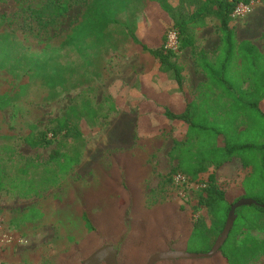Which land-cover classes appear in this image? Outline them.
<instances>
[{"label":"rangeland","instance_id":"1","mask_svg":"<svg viewBox=\"0 0 264 264\" xmlns=\"http://www.w3.org/2000/svg\"><path fill=\"white\" fill-rule=\"evenodd\" d=\"M177 1L190 10L202 0ZM41 2L44 0H0V33L10 32V37L4 34L1 38L7 41L11 39L15 43L11 46L8 59L4 60V52H0V95L7 93L12 101L0 108V176L4 181L0 191V230L10 237V242L0 246V264H47V261L59 264V259L70 250L73 242H79L77 247L82 250L80 254L86 251L81 259L102 245L115 244V240L109 236H103L99 243L89 244L91 240L85 234L77 212L81 205L87 210L95 209L98 201L92 198V193L102 197L106 193L109 197L115 196L113 193L111 195L102 180L111 164L110 153H126L147 169L134 185V188H140L139 203L144 209L182 204L188 213V218L181 219L183 224L191 225V219L198 215H203L205 223L210 224L205 209L191 213L196 185L180 186L170 179L169 174L177 163L178 148L189 138L185 124L167 120L165 109L180 113L189 101H206L210 114L219 116L227 108L228 101L217 89L208 86L194 63L190 48L179 49L177 31L169 27L171 20L157 0L133 1L129 9L118 15V20L132 26L137 36L151 48L159 46L162 29H167L165 47L175 51L176 56L172 60L181 66L180 87L174 84L173 71H159L153 56L138 49L125 35L122 26L113 24L109 29L115 47L104 53L101 60H94L93 65L85 67V58L94 59L92 55L84 56L71 48L60 49L53 54L57 65L69 64L78 72L84 73L87 69L92 77L97 75L89 83L75 89L65 90L58 86L57 90H53L57 93L47 87L42 76L26 69L30 64L32 68L39 64L40 58L41 64L46 61L47 66H51L52 63L47 62L49 49L42 46L48 42L55 44L58 37L79 20L84 4H76L66 14L49 23L48 13H36L41 16L38 23L28 20L29 14L35 13ZM231 24L239 40H250L264 52V0L240 4L232 14ZM194 41L198 49L213 58L219 42L216 21L211 19L206 25L196 28ZM2 47L6 48L3 44L0 49ZM34 57L39 59L35 62L32 60ZM17 60L20 63H16ZM62 82L67 85V80L62 79ZM6 97L0 98V101ZM84 98L97 111V116L96 120L84 116L77 122L83 138L81 145L70 137L61 136L40 146L30 145L26 141L29 133L47 129L54 119ZM260 107L264 111V99ZM118 112L112 123L111 119L107 120ZM126 113L131 116L128 140H113L110 125H118ZM120 135L126 138V135ZM126 142L132 143L131 147ZM75 146L79 147V161L59 169L63 154H68ZM53 149L59 150L60 156L56 160L50 158ZM23 167H26V173L19 171ZM246 172L240 159L233 157L199 174L196 180L202 187L207 183L209 173H213L220 188L237 194ZM112 205L109 201V224H112ZM30 208L42 211V220L24 222L20 215ZM93 215L98 221L105 219L102 210ZM235 224L234 228L237 226ZM134 229L131 237L141 234V228ZM110 231L114 229L110 228ZM220 232L206 231L205 236L199 239L195 237L190 242L178 240L171 245L161 243L160 249L149 251L142 257H128L130 261L134 260V264H146L153 253L168 249L204 253ZM231 234L223 249L247 246L253 240L264 242V227L242 229L233 237ZM125 242L131 246L133 239H126ZM221 251L211 257L160 260L154 264H227ZM243 258L245 264H258L264 259V254L252 259L248 255Z\"/></svg>","mask_w":264,"mask_h":264},{"label":"trees","instance_id":"2","mask_svg":"<svg viewBox=\"0 0 264 264\" xmlns=\"http://www.w3.org/2000/svg\"><path fill=\"white\" fill-rule=\"evenodd\" d=\"M133 1L135 0H44L36 8L35 13L29 14L28 20L32 19V22L38 23L41 21V16L36 13H48L47 23L52 22L80 2H83L84 9L79 20L60 35L55 44L48 42L42 46L49 49L47 62H51V66H47L46 61L41 64V58L34 57L32 60L36 62L39 59V64L33 68L30 64L26 70L35 71V75L42 76L44 83L52 91L57 90L58 86L67 90L87 84L97 75L92 77L87 69L84 73L78 72L73 67H69V64L57 65L53 54L60 49L71 48L84 56L92 55L94 59L85 58V67L93 65L94 60L99 58L101 60L104 53L115 47L110 39L112 36L109 27L118 24L124 28L125 35L138 49L153 56L159 71L174 72L175 83L180 87L181 66L172 60L176 56L175 51L165 47L167 29H162L159 46L151 48L137 36L132 26L128 23H120L118 20V15L129 9ZM250 1L202 0L194 9L189 10L181 6L177 0H157L162 11L171 20L169 27L177 31L179 49L190 48L194 63L204 75L208 86L217 89L228 101L227 108L219 116L210 114L206 101H189L180 113L165 109L167 120H177L185 124L189 138V141L178 148L177 163L169 174L170 179L173 174L182 173L188 177L189 182L199 184L196 180L199 174L209 168H216L233 157L240 159L247 172L241 181V190L237 194L220 188L215 182L213 173H209L207 183L202 187L199 185L194 194L195 202L191 206V213L195 214L194 212L205 209L210 217V224L205 223L203 215H198L191 219V225H185L181 221L183 218H188L185 205H165L154 210L144 209L139 203L140 188L136 189L134 185L141 180L140 176L147 169L126 153H110L111 164L102 180L111 191V195L115 196L109 197L106 193L102 197L91 192L92 198L98 201L94 205L95 209L87 210L81 205L77 212L84 232L91 240L89 244L99 243L103 236L115 240V244L112 245L117 250V264H134V260L130 261L129 255L142 257L149 251L160 249L161 243L171 245L178 240L190 242L195 237L199 239L205 236L206 231L218 234L224 227L230 206L239 198L249 197L264 205V111L260 107V102L264 99V52H261L250 40H239L231 24L235 9L240 4H248ZM211 19L216 21L219 39L213 58H209L204 50L198 49L194 41L196 28L206 25ZM2 32L0 45L3 44L6 48L2 47L0 52H4L5 60L9 58V51L15 43L11 39L7 41L1 38L4 34L10 37V32ZM16 63H20V60ZM62 79L67 80V85ZM71 82L72 85L69 86ZM53 92L57 93V91ZM5 95L7 97L0 101V108L12 102L7 93L1 94L0 98ZM84 116L93 120H96L97 116V111L85 98L71 105L69 110L54 119L47 129L31 132L25 139L30 145L40 146L49 144L61 136L70 137L81 145L83 138L77 122ZM58 156H60L59 150L53 149L50 158L56 160ZM77 161H79V147L75 146L71 152L63 154V162L58 164V167L67 168ZM19 171L26 173L27 169L23 167ZM3 187L4 181L0 176V191ZM109 201L113 203L112 224H109L108 219ZM261 205H244L235 210L236 216L232 227L225 242L217 251L222 250L221 254L227 260V264H245L243 256L248 255L252 259L264 254V242L260 240H253L247 246L223 249L231 233L233 237L242 229L264 227V206ZM100 210L105 216L103 221H98L93 215ZM20 216L25 222L42 220L44 214L40 210L30 208ZM235 223L237 226L234 228ZM110 228L114 231H110ZM133 228L134 231L141 228V234L131 237ZM126 239H133L131 246L125 242ZM78 243L73 242L70 250L63 253L59 264H79L83 260L81 258L86 251L80 254L82 250L77 247ZM211 246L212 243L207 246V250ZM77 254L80 255L75 259ZM46 263L48 264L49 261ZM258 264H264V259Z\"/></svg>","mask_w":264,"mask_h":264},{"label":"water","instance_id":"3","mask_svg":"<svg viewBox=\"0 0 264 264\" xmlns=\"http://www.w3.org/2000/svg\"><path fill=\"white\" fill-rule=\"evenodd\" d=\"M261 205L256 202L254 199L249 197H242L235 201L231 206L227 214V218L224 224L223 229L220 234L215 239L211 248L204 253H191L179 250L168 249L162 252L153 253L147 260L146 264H154L160 260H175L181 258H197V257H211L214 255L219 248L222 246L226 240L228 233L232 227V224L235 219V210L244 205ZM264 206V205H261ZM79 264H117V250L112 244L103 245L91 254H89L85 259H83Z\"/></svg>","mask_w":264,"mask_h":264},{"label":"crops","instance_id":"4","mask_svg":"<svg viewBox=\"0 0 264 264\" xmlns=\"http://www.w3.org/2000/svg\"><path fill=\"white\" fill-rule=\"evenodd\" d=\"M174 84L176 85V87H178L176 83H174ZM128 91H129V86H128ZM175 94L177 95V92ZM119 112H120V110H119ZM119 112L116 113V114L111 115L107 120L111 119V123H112L114 118H116V115L119 114ZM121 119L122 120H121L120 123H122V124H120V123L118 125L116 124L117 126L115 124L114 125H112V124L110 125V131H111V134H112V139L113 140H119V141H123L125 139V141H127L128 140L127 134H129V126H130V123H131V116L128 113H126L125 115H123L121 117ZM124 119H126V121ZM120 133H122L123 135H126V138L122 137L120 135ZM126 143H127V146L132 145V143H129V142H126Z\"/></svg>","mask_w":264,"mask_h":264},{"label":"built area","instance_id":"5","mask_svg":"<svg viewBox=\"0 0 264 264\" xmlns=\"http://www.w3.org/2000/svg\"><path fill=\"white\" fill-rule=\"evenodd\" d=\"M239 8V6L237 7V9ZM236 10V9H235ZM172 181L176 184V185H185L187 187H194L196 185V189L198 187H200L198 184H195L193 182H189L188 181V177L185 176L182 173H175L171 176ZM10 242V237L9 235H7L6 233H4L3 231L0 230V246H3L4 244Z\"/></svg>","mask_w":264,"mask_h":264}]
</instances>
